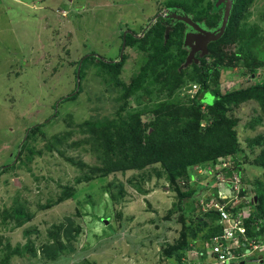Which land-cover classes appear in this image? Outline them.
<instances>
[{
  "label": "rangeland",
  "instance_id": "1",
  "mask_svg": "<svg viewBox=\"0 0 264 264\" xmlns=\"http://www.w3.org/2000/svg\"><path fill=\"white\" fill-rule=\"evenodd\" d=\"M175 3L185 5L189 12L193 3L194 10L200 13L212 0H0V168L8 167L0 175V264H50L43 256L42 245L49 241V231L67 224L68 218L82 232L75 243V252L59 264H178L165 254L168 245H176L181 236L182 225L172 221L179 214L178 198L167 181L152 171L157 166L147 169L145 175L140 171L118 172L85 182L81 168L48 149L63 136L68 137L69 144L87 140L90 137L87 123L115 120L122 106L125 118L140 113L144 121H150L153 110L160 104L177 102V97L168 100V92L161 91L160 84H150L154 79L149 72L142 86L128 99L123 98L125 89L143 71L145 57L152 52L150 44L141 48V42H137L126 48V61L117 76H110L98 59L90 57L81 81L82 92L76 100L59 103L58 116L49 120L60 98L75 89L78 61L94 55L117 62L122 56L124 34L136 32L142 37L162 8L171 12L170 20L174 23L180 17L176 14L181 13L174 10ZM181 18L186 21L184 16ZM187 22L190 20L186 25ZM248 25L256 30L252 34L257 45L254 51L264 64V0L254 3ZM167 37L165 31L164 39ZM237 46L232 45L229 50L236 52ZM171 51L174 53L176 49ZM191 69L186 70L187 74ZM223 75L226 77L221 85L223 90L247 87L264 80V65L252 80L243 78L239 71H225ZM185 80L179 94L194 95L197 85L191 83L189 75ZM259 114L256 103L243 104L235 110L243 139L264 134V124L255 129L249 127L252 118ZM46 121L44 127L31 133L29 140L30 129ZM60 148L70 158L99 165L88 145L84 149L65 145ZM259 151L260 148L256 153ZM235 159L222 161L218 168L190 169L194 176L192 184L213 182V175L233 166L239 157ZM244 166L252 201L256 182L264 183V170L257 169L252 162ZM133 177H136L133 184L142 185L147 193H141L130 183ZM113 181L121 182L126 190L118 203L105 190ZM215 192L217 196L230 197L228 206L241 204L236 189L219 175L208 191L200 193L197 206L201 211L197 215L208 212L203 197H212ZM66 196L67 200H60ZM20 208L23 217L18 226L9 215ZM242 209L248 214L250 206ZM242 209L237 212L244 218ZM195 245L197 249L184 251L182 264L209 263L212 254L209 247L205 249L200 240ZM257 245L260 249L252 253L254 257L246 259L253 261L249 264H264V246ZM28 246L33 247L36 256ZM6 254L12 255L7 262Z\"/></svg>",
  "mask_w": 264,
  "mask_h": 264
},
{
  "label": "trees",
  "instance_id": "2",
  "mask_svg": "<svg viewBox=\"0 0 264 264\" xmlns=\"http://www.w3.org/2000/svg\"><path fill=\"white\" fill-rule=\"evenodd\" d=\"M255 2L256 0H231L228 21L221 37L215 40L209 39L207 42H204L206 34L217 35L222 29L226 14V2L222 7H218L215 13L200 12V14L207 15L205 18L200 16L193 7L189 12L184 7L185 5L180 7L175 3L173 4L174 10L176 12L179 10L181 13L176 14L180 17L174 23L170 20L171 14L168 18L163 17V13L166 14V12L162 11V8L154 16L150 24L151 27L142 37H139L136 32L124 34L125 49L117 62L107 61L94 55H88L78 61L76 65L80 66L79 72L75 70V89L60 98L55 106L56 111L49 118L50 120L58 116L59 103L76 100L82 92L81 81L84 77L85 65L90 57L98 59L110 76H117L126 61L127 56L124 54L126 48L135 46L137 42H141V48L150 44L149 50L152 52L145 57L143 71L125 89L123 98L128 99L135 89L140 88L146 78V73L149 72L154 79L150 84H160V90L168 92V100L177 97V102L160 104L153 110V119L150 121H144L140 113H134L125 118L122 116L125 107L122 106L118 110V118L115 120L105 123H87L90 133L87 140L69 144L68 137L63 136V138L54 140L48 149L58 152L66 161L81 168V171L84 172L83 181L85 182L103 179L118 172L140 171L145 175L144 172L147 169L157 166L152 168V171L157 174L158 178H164L167 181L168 187L176 193L178 198L179 214L172 221L182 225L181 236L176 245H168V248L165 249L167 259H173L178 264H182L185 250L197 249V245H195L196 248L193 245L198 240L203 243L206 249L212 245L213 238L221 235L224 231V227L219 224L220 215L218 212L208 210V212L197 215V212L201 211V207L197 206L200 193L203 190L208 191L219 175L226 178L230 187H232L235 177L239 178V196L242 201L238 206L232 203L229 209L237 212L245 206H250L248 214L243 212L244 218L241 214L246 235L250 241L264 246V183L257 181L253 200H247L249 196H252V193L251 186L247 185L244 166V164L252 162L254 167L264 170V134L243 139L238 132L239 119L235 116V110L243 104L256 103L260 114L252 118L249 127L255 129L258 125L264 124V80L233 90L230 88L223 90L221 87L222 82L226 79L223 75L225 71H239L243 78L252 80L256 78L258 70L264 65L259 60V55L254 51L257 45L252 34L256 30H252V27L248 25V17ZM209 5L210 9L216 7L214 3ZM186 10L189 13L185 12ZM181 16H184L186 21L190 20L187 22L190 24V28L187 26L188 24H185V20L184 22L181 20ZM221 21L222 24H220ZM165 31H168L166 39H164ZM195 33L198 35H195L190 43L188 38ZM152 35H155V38L152 39ZM235 44L238 45L237 51H230V47ZM197 45H204L206 53L200 50L195 53L194 58L190 59V54ZM173 48L176 51L171 53ZM198 61L199 63H197ZM189 67L192 69L188 70L187 74L186 70ZM186 75H189L193 81L191 83L197 85L198 89L194 95L187 94L181 97L178 90L185 85ZM46 124L47 121L31 128L29 140L31 133L40 130ZM62 145L83 149L88 145L89 151L96 154L99 165H89L82 159L66 156L64 150L60 148ZM24 147L25 145L23 149ZM258 148L260 151L256 153ZM21 153L23 150L20 151V155ZM251 156H254L253 160H251ZM238 157L239 161L233 166L218 170V174L213 175V182L192 184L194 176L190 169L218 168L222 161L238 159ZM6 168L8 167L0 168V175L8 171ZM135 179L136 177H133L130 183L141 193H147L142 185L133 184L132 181ZM105 190L115 203L120 202L126 195V190L121 182H109ZM217 194L215 192L212 197L204 196L203 203L210 205L214 200H219ZM68 197L60 200H67ZM255 197H257V202H255ZM227 201L229 199L220 200L221 203ZM22 210L20 208L10 215L8 214L10 219L16 220L18 226L22 224ZM81 232V227L77 226L72 218H68L67 224H61L51 229L48 235L49 241L42 245L46 263L64 262L65 256L75 252V243ZM28 247L36 256L33 247ZM240 251L245 254L246 249ZM16 252L20 253V250L16 249ZM256 254L255 256H257ZM252 256L254 257V255ZM11 257L12 255L6 254L4 261L7 262Z\"/></svg>",
  "mask_w": 264,
  "mask_h": 264
},
{
  "label": "built area",
  "instance_id": "3",
  "mask_svg": "<svg viewBox=\"0 0 264 264\" xmlns=\"http://www.w3.org/2000/svg\"><path fill=\"white\" fill-rule=\"evenodd\" d=\"M239 183L240 180L236 176L232 188L233 190L236 189L237 193H239ZM211 207L220 213L221 218L219 224L224 227V231L221 235L213 238L212 245L209 247L212 253L210 261L204 264H242L240 263L242 261L249 264L253 262L247 261L246 258L260 249V246L254 241H250L247 237L246 229L243 225V218L238 213L228 210L226 204L214 202ZM245 249V254L240 251Z\"/></svg>",
  "mask_w": 264,
  "mask_h": 264
},
{
  "label": "water",
  "instance_id": "4",
  "mask_svg": "<svg viewBox=\"0 0 264 264\" xmlns=\"http://www.w3.org/2000/svg\"><path fill=\"white\" fill-rule=\"evenodd\" d=\"M224 2H226L227 6H226V12H225L226 14H225V17L223 19L222 29L220 30V32L217 35H215V34L214 35L213 34H206V36L204 37V39H205L204 42H207L209 39L215 40V39H218V38L221 37V35H222V33H223L224 29H225V26L227 24V21H228V13H229L230 6H231V0H219L217 5H219L220 3L222 4ZM189 42L192 43L191 40H189ZM124 49H125V43L123 44L122 53H123ZM200 50H202L204 53H206V48H205L204 45H202V46L197 45L196 48H194L192 50V52L190 54V59L194 58L195 53L200 51ZM247 199L251 200L252 198L249 196ZM255 202H257V197H255ZM247 253H248V251H247ZM261 258H262V256H261ZM242 264H244V262Z\"/></svg>",
  "mask_w": 264,
  "mask_h": 264
},
{
  "label": "flooded vegetation",
  "instance_id": "5",
  "mask_svg": "<svg viewBox=\"0 0 264 264\" xmlns=\"http://www.w3.org/2000/svg\"><path fill=\"white\" fill-rule=\"evenodd\" d=\"M218 1H219V0H214V1L212 0V3H214V6H216L215 9H210V8H209L210 5H208L206 8H202L201 11H198V12L205 13L206 11H209L210 14L215 13L216 9H217L218 7H222V5L224 4V3H222V5H219V6L217 7ZM167 4H168V3H167ZM167 4H166V5H167ZM201 4H202V3H201ZM166 5H165V6H166ZM165 6H164V7H165ZM192 7L195 9V6L193 5V3H192ZM225 8H226V6H225ZM162 11H165V12H166V14L163 13V17H164V18H168L169 15L171 14V12H170V11L168 12V10L165 9V8H163ZM162 11H161V12H162ZM196 12H197V11H196ZM157 14H158V13H157ZM198 14H199L200 16L204 17V18L207 17V15H205V14H200V13H198ZM220 24H222V21H221ZM220 27H221V25L219 26V28H220ZM219 28H218V29H219Z\"/></svg>",
  "mask_w": 264,
  "mask_h": 264
},
{
  "label": "clouds",
  "instance_id": "6",
  "mask_svg": "<svg viewBox=\"0 0 264 264\" xmlns=\"http://www.w3.org/2000/svg\"><path fill=\"white\" fill-rule=\"evenodd\" d=\"M219 194H221V192H219ZM222 195V194H221ZM218 198H219V200H214L210 205H208V210H214V209H212V207H211V205L214 203V202H217V203H220V204H226L227 205V209L228 210H231V209H229V207L230 206H228V203L230 202V197H226V196H224V197H222V196H218ZM227 199H229V201H227L226 203H221L220 202V200H227ZM248 200V199H247ZM249 201H251V200H249ZM235 204V206H238L239 204L237 203V202H235L234 203ZM204 205H205V203H204ZM203 205V206H204ZM214 211H216V210H214ZM242 211H243V209H242ZM216 212H218V211H216ZM233 212V211H232ZM244 212V211H243ZM234 213H238V212H234ZM218 214L220 215V213L218 212ZM220 218H221V216H220ZM220 221V220H219ZM207 253V252H206ZM252 256V255H251ZM261 256H262V258H261ZM260 258L261 259H263V254H261L260 255ZM240 263H243V261L242 262H240ZM263 263V262H262ZM244 264H246L245 262H244Z\"/></svg>",
  "mask_w": 264,
  "mask_h": 264
}]
</instances>
